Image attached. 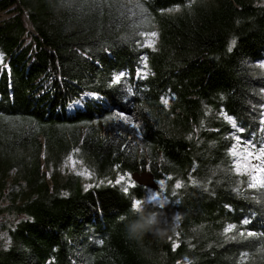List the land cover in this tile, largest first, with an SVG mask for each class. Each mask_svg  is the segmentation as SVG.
Masks as SVG:
<instances>
[{"label":"trees","instance_id":"trees-1","mask_svg":"<svg viewBox=\"0 0 264 264\" xmlns=\"http://www.w3.org/2000/svg\"><path fill=\"white\" fill-rule=\"evenodd\" d=\"M4 12L0 217L13 220L0 264H264V188L242 182L231 153L234 133L263 140L264 74L253 66L264 64V5L0 0ZM153 32L156 49L143 47ZM71 155L168 177L181 241L155 219L138 227L156 217L133 208L145 187L50 192L42 160Z\"/></svg>","mask_w":264,"mask_h":264},{"label":"rangeland","instance_id":"rangeland-1","mask_svg":"<svg viewBox=\"0 0 264 264\" xmlns=\"http://www.w3.org/2000/svg\"><path fill=\"white\" fill-rule=\"evenodd\" d=\"M127 1L134 2L137 0ZM255 2L264 5V0H255ZM11 15L12 14L6 12L1 13L0 21L8 19ZM25 22L28 30L32 32L31 26L28 23L27 19H25ZM148 40H154V47L145 46L146 41ZM158 42L159 37L157 33L154 38L151 37V35H146L144 36L143 47L156 49ZM262 65L264 64H255L253 66V72L255 74H264V66ZM141 74L142 72L140 73V75ZM83 103V100L74 103L75 109H80V106H82ZM167 105L170 106V103L167 102ZM231 123L233 125L235 124L233 120H231ZM130 127L134 132L133 136L138 140L136 141L146 147L145 143H143L141 130L133 124ZM262 133L263 140L261 141L260 145L242 139L240 136H238V133L233 134L236 144L232 148L231 153H233V151L236 152V155L232 154L235 170L237 175H239L243 179L242 182L248 183L249 189L264 188L259 184H257L256 187L249 186L253 182V175H257L258 177L264 179V172L260 171V169L264 168V154H262V150H264V112L262 120ZM237 166H239V171H237ZM42 172L45 173V183L50 192L57 190L59 192L65 193L69 186L72 184L75 185V183L80 184L84 191L106 186H114L122 190H125V188L127 187L128 191L132 188H135V186L137 185V183L133 179V174L137 172L130 173L128 171L120 169H113L108 172H104L103 169L92 166L89 163L77 157H74V155L65 158L62 163L57 165H54L53 163L49 165L46 164L44 158L42 160ZM138 174L143 175L140 172ZM147 174L149 173L147 172L145 175ZM13 175H15V172L12 173V176ZM154 180L156 188L145 187L147 189V192L144 198L141 200L145 203L141 204L139 210H144L149 207L155 208L154 214L156 217L154 219L161 224L163 229L170 231L168 239H170L172 242H180L182 239V231L180 230L179 226V216L177 212H173V206L177 202V197L175 196L176 188L173 183L169 182L168 177L162 178L160 180ZM28 190H30L29 187ZM153 195L159 197V202L150 201V197ZM12 220L13 218L0 217V242H5L7 240V233L2 226L7 225L6 222ZM177 264H193V261L189 258H184Z\"/></svg>","mask_w":264,"mask_h":264},{"label":"snow or ice","instance_id":"snow-or-ice-1","mask_svg":"<svg viewBox=\"0 0 264 264\" xmlns=\"http://www.w3.org/2000/svg\"><path fill=\"white\" fill-rule=\"evenodd\" d=\"M155 36H156V33L155 32L151 33V37L154 38ZM145 46H147V47H154V40H148V41H146V45ZM262 66H264V65H262ZM145 68H147V64H145ZM119 80H120V76L118 75L116 77V82H118ZM164 103H167V100H165ZM233 126L235 127V124ZM232 154L233 155H236V152L233 151ZM262 154H264V150H262ZM237 171H239V166H237ZM260 171L261 172H264V168L260 169ZM252 181L253 182L249 185L250 187H256L257 184H259L261 187H264V179L258 177L257 175H253L252 176ZM179 186L180 185L177 184V187H179ZM125 191H127V187L125 188ZM150 201L151 202H159V197L156 196V195H153V196L150 197ZM142 203H145V202H142V201H139V200L135 201L134 204H133V208L139 210ZM231 230H232L231 226L228 229H226V231H231ZM249 235H251V233H249Z\"/></svg>","mask_w":264,"mask_h":264},{"label":"water","instance_id":"water-1","mask_svg":"<svg viewBox=\"0 0 264 264\" xmlns=\"http://www.w3.org/2000/svg\"><path fill=\"white\" fill-rule=\"evenodd\" d=\"M134 181L137 183V185L141 187H151V188H156L155 185V177L151 174H143L140 175L138 173L133 175Z\"/></svg>","mask_w":264,"mask_h":264},{"label":"clouds","instance_id":"clouds-1","mask_svg":"<svg viewBox=\"0 0 264 264\" xmlns=\"http://www.w3.org/2000/svg\"><path fill=\"white\" fill-rule=\"evenodd\" d=\"M154 223V218H152V219H149L148 221H147V223L146 224H144V225H140V226H138V227H140V228H148L151 224H153Z\"/></svg>","mask_w":264,"mask_h":264}]
</instances>
